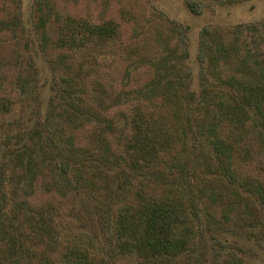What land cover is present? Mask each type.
Instances as JSON below:
<instances>
[{
    "label": "rangeland",
    "instance_id": "1",
    "mask_svg": "<svg viewBox=\"0 0 264 264\" xmlns=\"http://www.w3.org/2000/svg\"><path fill=\"white\" fill-rule=\"evenodd\" d=\"M186 1L115 0L117 18L106 17L114 0H0V30H10L0 32V67L13 89L0 92V264H67L64 229L88 239L103 264H264V186L232 171L218 135L223 123L250 125L264 143V0H196L201 13ZM107 20L119 22L125 43L94 47L102 70L86 64L75 79L62 45ZM139 45L149 59L117 62L119 49ZM95 88L97 110L86 99ZM129 102L144 114V155L158 153L157 170L138 181L162 182L183 201L187 219L176 230L187 222L193 232L181 250L142 245L125 257L116 238L114 210L134 190L129 154L114 148L135 123ZM66 194L71 211L49 204ZM146 206H137L139 232Z\"/></svg>",
    "mask_w": 264,
    "mask_h": 264
},
{
    "label": "trees",
    "instance_id": "2",
    "mask_svg": "<svg viewBox=\"0 0 264 264\" xmlns=\"http://www.w3.org/2000/svg\"><path fill=\"white\" fill-rule=\"evenodd\" d=\"M186 4L190 11L201 13V5L198 1L187 0ZM60 5L62 8H65L66 6L63 3ZM119 11L120 7L114 0L113 10L107 12L106 17H108L109 14H114V17H117ZM60 16L64 18V15L60 14ZM72 20L74 21V18ZM127 23L128 26L134 28V23L132 21H127ZM73 24H75V21ZM99 26L100 30L98 32L86 28L85 32L81 35L80 40L72 38L68 44L62 45L64 47L63 51L68 50L67 53H72L70 70L71 76L75 79L77 78L76 76L83 71V67L86 64L92 66V64L96 62V57L92 54L94 52V47H99L101 45L109 46L113 44L117 46V48H120L123 43H125L122 40V30L119 22L107 20L106 23ZM64 28L65 31L62 30V32L66 35V27ZM0 32L8 33L10 30H0ZM54 32V29L51 27V33L53 34ZM145 41V45L148 46L151 41L150 36H145L144 42ZM57 42H62V40L59 39ZM2 43H0L1 46ZM145 45H139V47L132 48L127 47L124 49V53L122 52V49H119L116 58L117 62L119 63L120 61H124V59L131 60L133 58L149 59L152 51L147 52L148 49ZM96 64L101 71V64L97 62ZM110 69L113 71H107V74L110 75L113 72V76L115 77L117 66H112ZM138 72L139 71H135V73ZM10 75L8 69L0 67V92L3 91L5 94H8L13 91L10 85V91L7 92ZM99 79L102 85L105 86L103 78L100 77ZM262 86L264 87V83H262ZM96 94L97 88H95V90H90L86 97L87 103L89 104L88 106L94 110H97V104H99V102H97ZM127 106V113L130 118L135 119V123L132 124L126 132V143H124L125 139H121L120 142L115 141L114 148L119 152L129 154L127 157V163L125 164V170L129 181L133 184L134 190L132 195L127 198L129 202H131L128 205L117 206L114 210V230L116 238L120 243L122 253L125 257L129 256L135 258L139 247L142 245H146L148 250H157V252L181 250L183 249V245H187L189 242V238L185 233L192 234L193 232L192 227L187 225V222H185V227L183 229L176 230L177 225L187 219L184 209H182L183 201L175 194L176 191L172 187L170 189L167 186L160 185L162 182L154 183L148 181L144 184L143 182L138 181L137 178L139 176H146V174H150L152 171L154 172L157 170L155 156L158 153L157 147L152 146L154 151L146 156L144 155V148L146 145L139 141V138H143V133L142 128L138 127L140 123L137 121L143 118L144 114H135L136 109L130 102ZM116 107L119 108L120 105H117ZM117 110L118 112L120 111L119 109ZM118 112L115 110V113ZM4 117L5 116L2 115L0 111V125L1 119ZM218 135L222 142L229 147L232 171L235 172L239 178H242V180L246 179L250 181L251 179H259V183L264 186V143L257 130L250 125L246 126V128H238L230 123H223L218 127ZM150 136H155V131H152V129ZM166 138H169L168 134H166ZM147 141L150 142L149 140ZM168 141H165L164 148L168 153L172 154L175 146ZM195 150L197 152L199 150L198 147H195ZM204 165L207 167L215 166V162L211 159H206ZM163 184L167 185L165 183ZM64 196V198L58 195L49 196V204L54 208L57 207L59 210L71 211L73 206L71 201L72 197L68 194ZM33 197H41L39 188L35 189ZM44 199L47 201L45 196ZM140 202L141 204L143 202L149 204V206H146V218H148V221L142 232H139L136 228L138 217H143L142 211H139L137 207ZM63 231L65 238L70 244L69 247L71 248V250L65 255L67 264H103L102 261L96 259L92 245L88 239L79 234L80 232L74 234V231L71 229H64Z\"/></svg>",
    "mask_w": 264,
    "mask_h": 264
}]
</instances>
